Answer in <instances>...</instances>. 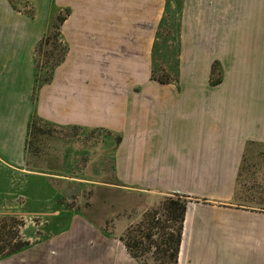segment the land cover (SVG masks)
I'll return each instance as SVG.
<instances>
[{
  "label": "crops",
  "instance_id": "crops-1",
  "mask_svg": "<svg viewBox=\"0 0 264 264\" xmlns=\"http://www.w3.org/2000/svg\"><path fill=\"white\" fill-rule=\"evenodd\" d=\"M32 1L30 19L0 0V185L8 189L9 169L60 178L26 155L33 115L120 133L113 176L122 188L204 201L187 206L177 264H264V214L233 201L249 149L264 147V0H65L68 52L35 94V48L51 18L50 0ZM176 17V78L160 84L151 78L156 37ZM214 62L222 81L211 86ZM51 240L38 244L39 259L17 264H139L98 229Z\"/></svg>",
  "mask_w": 264,
  "mask_h": 264
},
{
  "label": "rangeland",
  "instance_id": "rangeland-1",
  "mask_svg": "<svg viewBox=\"0 0 264 264\" xmlns=\"http://www.w3.org/2000/svg\"><path fill=\"white\" fill-rule=\"evenodd\" d=\"M12 1L17 6L25 7L22 0ZM28 1L31 6L34 5L32 0ZM66 4L65 0H50V18L54 13L53 7L64 15ZM29 10V7L24 8L25 12ZM42 15H45V12L40 13L41 19L44 18ZM176 20L177 17L164 22V26L157 33L158 42L153 51L151 78L152 76L164 80L176 78L175 59L178 50ZM62 29L63 24L60 26V33ZM62 37L61 42L66 45ZM55 59V56L46 59L40 54H35V64L39 73L53 66ZM130 70L132 75L142 76V70ZM112 71V68L104 67L102 74H116ZM66 134L72 139L71 142H59L57 139L60 138L59 135L40 137L36 143V152L30 156L32 165H38L40 172H43V167L44 170L49 168L48 174L60 177L55 178L54 182L51 181L53 179L44 180L46 177L43 178V175L30 176L29 173L20 174L13 169L6 171L10 172L7 178L8 189L6 184L0 185V220L7 219V231L10 233L18 231L20 239L29 242L30 247L0 260V264H17L23 258L30 257L39 259L40 255L37 253L41 246L38 244L47 239H52L51 241L55 243L59 240L53 239L60 236L87 234L91 236L94 235L95 229H98L106 236L119 238L128 226L135 225L140 220L148 203L151 207L147 210L154 209L160 204L162 200L160 196L152 199L144 195L135 196L114 179L113 161L116 147L120 143L116 142L118 137L121 138L120 133L69 129ZM249 150L252 159L249 160L250 163L247 161L243 164L233 201L237 206H251L261 210L260 214H264V147ZM190 202L204 201L192 197ZM83 221L87 223L81 224ZM19 223H22V226L18 225ZM87 224L94 226L92 228L88 226L89 233L88 230L83 232ZM262 251L264 252L263 249ZM259 252L254 250L256 255H259ZM145 261L146 264H154L150 255Z\"/></svg>",
  "mask_w": 264,
  "mask_h": 264
},
{
  "label": "trees",
  "instance_id": "trees-1",
  "mask_svg": "<svg viewBox=\"0 0 264 264\" xmlns=\"http://www.w3.org/2000/svg\"><path fill=\"white\" fill-rule=\"evenodd\" d=\"M7 2L13 11L30 18L34 17L35 10L30 5V1L22 0L23 5L30 8L27 12L24 11L25 7L17 6L12 0H7ZM53 11L54 13L50 19L48 29L36 45L35 54H40L46 59L55 56L56 61L53 66L41 71V73H39L35 64L34 94L42 85L51 81L55 68L64 61L68 52L67 46L60 39V26L66 21L70 13L69 9H65L64 15L56 7H53ZM152 80L160 84L170 83L169 79L164 80L159 77L154 78L152 76ZM221 81V66L218 62H214L211 66L209 84L216 86ZM68 131L69 128L67 127L51 124L37 115H33L27 128L26 155L29 157L36 152V143L40 137L59 135L60 138L64 139L68 136L66 134ZM120 140L121 138L118 137L116 142L119 143ZM189 203L190 198L187 196L169 194L162 197L158 207L145 210L140 220L135 225L128 226L124 234L119 237L128 254L139 264H146L145 259L148 255H150L154 264H177L185 214ZM10 220L17 222L15 219ZM7 221V219L0 220L2 222V226L0 227V260L7 259L30 247L29 242L20 239L18 231H14L13 233L7 231ZM18 225L22 226V223Z\"/></svg>",
  "mask_w": 264,
  "mask_h": 264
}]
</instances>
